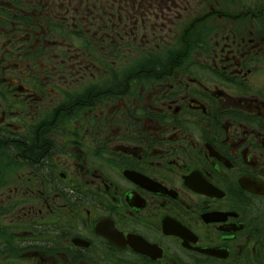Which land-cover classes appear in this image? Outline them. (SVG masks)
I'll return each instance as SVG.
<instances>
[{
	"label": "flooded vegetation",
	"instance_id": "af4514ba",
	"mask_svg": "<svg viewBox=\"0 0 264 264\" xmlns=\"http://www.w3.org/2000/svg\"><path fill=\"white\" fill-rule=\"evenodd\" d=\"M0 264H264V0H0Z\"/></svg>",
	"mask_w": 264,
	"mask_h": 264
}]
</instances>
